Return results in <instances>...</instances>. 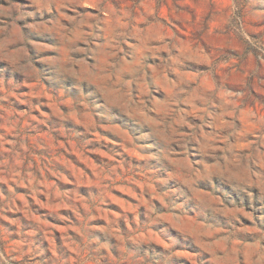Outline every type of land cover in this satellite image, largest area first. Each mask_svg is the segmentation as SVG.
<instances>
[{"label": "clouds", "instance_id": "clouds-1", "mask_svg": "<svg viewBox=\"0 0 264 264\" xmlns=\"http://www.w3.org/2000/svg\"><path fill=\"white\" fill-rule=\"evenodd\" d=\"M0 264H264V0H0Z\"/></svg>", "mask_w": 264, "mask_h": 264}]
</instances>
